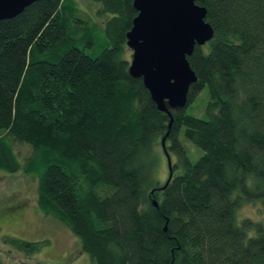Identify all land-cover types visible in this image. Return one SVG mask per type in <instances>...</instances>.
<instances>
[{"label":"trees","instance_id":"trees-1","mask_svg":"<svg viewBox=\"0 0 264 264\" xmlns=\"http://www.w3.org/2000/svg\"><path fill=\"white\" fill-rule=\"evenodd\" d=\"M84 1L96 22L76 0L0 21V171L36 179L39 209L93 264H264V219L238 218L248 202L264 209V0L197 1L215 34L188 58L198 80L172 117L129 72L134 0ZM96 31L111 44L92 57L77 44ZM205 88L203 115L189 114ZM16 144L32 148L25 161Z\"/></svg>","mask_w":264,"mask_h":264},{"label":"water","instance_id":"water-1","mask_svg":"<svg viewBox=\"0 0 264 264\" xmlns=\"http://www.w3.org/2000/svg\"><path fill=\"white\" fill-rule=\"evenodd\" d=\"M38 1L42 0H0V21L17 17ZM197 1L134 0L138 16L127 34V45L133 51L129 72L143 80L158 109L171 117L170 111L187 107L190 88L198 80L188 58L196 46L204 47L215 34L206 21V8ZM165 142L166 138L164 149ZM167 160L170 181L169 155Z\"/></svg>","mask_w":264,"mask_h":264},{"label":"rangeland","instance_id":"rangeland-1","mask_svg":"<svg viewBox=\"0 0 264 264\" xmlns=\"http://www.w3.org/2000/svg\"><path fill=\"white\" fill-rule=\"evenodd\" d=\"M76 2L82 11L83 19L87 20L90 16L93 22L97 21L95 15L97 6L84 0ZM81 35L84 36L85 32ZM110 44L103 31H96L94 39H91L89 44L79 43L77 46L85 49L90 56L97 57L104 49L110 47ZM132 53L131 49H127L129 61L132 60ZM207 101L208 89L205 88L188 106L187 112L194 116H202ZM16 145L15 150L21 161L30 157L32 154L30 146ZM188 146L190 158L196 161L202 151L190 142ZM168 177L169 165L166 157L162 156L155 178L163 184ZM238 218L261 221L264 219V209L259 202H248L238 211ZM10 240L31 242L40 249L29 254L9 244ZM0 260L4 264H93L91 257L82 252L79 239L69 228L39 209L38 181L23 173L11 174L4 171H0Z\"/></svg>","mask_w":264,"mask_h":264}]
</instances>
